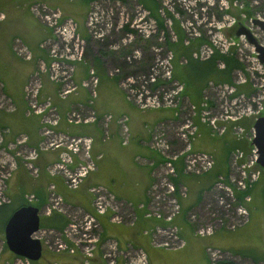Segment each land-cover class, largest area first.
Listing matches in <instances>:
<instances>
[{"label": "built area", "instance_id": "2783aa9c", "mask_svg": "<svg viewBox=\"0 0 264 264\" xmlns=\"http://www.w3.org/2000/svg\"><path fill=\"white\" fill-rule=\"evenodd\" d=\"M236 0H216L217 5L215 9L221 15V20L214 22L208 21L209 26L215 30L220 27L230 26L236 23L232 14H229L228 9L230 6H239ZM213 4H209L212 6ZM240 7V6H239ZM214 9V7H213ZM214 9V10H215ZM29 14L35 18L42 26L49 29L51 35L58 38L60 41L66 44L70 41H74V45L71 47V53L64 54L63 58L58 59L54 57L53 50H49L52 59L49 61H40L38 68L32 72L26 84L22 86L23 101L26 103L25 114L38 115V126L39 131L38 142L34 146L29 148L26 146V137L23 134H19L14 139L13 143L6 145V149H12L14 151L13 157H9L6 160V171L5 175L0 173L2 177H6L9 171L16 168L17 161L25 168L27 174L32 177L37 176V166L34 161L41 152L56 151L54 160L48 163L44 172L49 176L59 177L61 183L67 189H75L79 187L80 182L88 174L91 173L96 167V161L100 157V153L91 155L90 143L92 138L86 135H70L63 133L56 129L58 119H60L59 113L56 112L55 106L49 101L48 97H39L41 88V77L40 74L44 75L50 84L55 87V96L59 100H63L68 95L77 94L78 87L84 88L87 94V101L85 105H77L75 108L72 107L65 112L64 122L67 124H87L96 122L99 124V131L101 140L105 141L108 139V122L111 120L118 126V133L120 135V144H126L129 139L128 124L126 122V116L120 115L114 117L110 114H101L100 116L91 109L95 94H96V82L97 77L93 74L92 69L86 70V78L80 82L75 83L73 80L74 65L72 62L80 58L81 44L77 34L74 33V20L69 16L62 17L58 12V8L46 5L43 1L31 2L28 6ZM239 16V15H238ZM244 18V14L241 13V18ZM254 17V18H253ZM252 19L260 20L264 22V16H251L246 20L252 26ZM168 21V18H167ZM257 30L264 33L256 26ZM246 30V29H245ZM210 31L209 29L207 30ZM171 33L172 36H174ZM182 44H187L188 39L184 32ZM189 34V33H188ZM175 37V36H174ZM235 42L226 41L217 31H213L210 36V40L207 43L203 42L198 44L190 54L189 57L197 60L207 59L209 55L215 51L219 53H226L229 49L233 48V55L242 63L241 69H236L232 72V77L229 83L213 84L211 82L207 85V90H203L202 101L198 104L200 114H198V121L207 125L208 131L213 135L223 134L227 122L235 123L241 117L252 116L255 118L259 115V112L264 107V62L258 60L254 53L253 45H251L246 38V35L239 33L236 36ZM52 41V40H51ZM12 53L18 57L24 59L30 58V53L26 50L21 42L16 39L12 40ZM241 43V44H239ZM50 40L43 39L39 44L41 48L48 47ZM248 44V45H247ZM256 44L264 47V38L258 41ZM79 45V47H78ZM248 47V52L242 54V48ZM67 51V50H66ZM171 54V53H170ZM170 54L167 55V60L170 58ZM184 61V60H183ZM221 63L217 64V67H221ZM170 73V75L168 74ZM168 79H171V72L166 70L165 73ZM147 79H152L149 75ZM154 78L151 80L153 81ZM173 80V79H172ZM147 81V80H146ZM171 81V80H170ZM175 83V84H174ZM174 89L167 93H161L160 98L156 94L147 95L145 91H137L135 96L130 95L132 98L133 106L138 109H155V108H172L174 109L173 116L176 118L178 115L179 108L176 107L177 98L176 93L182 90V84L174 82ZM249 84V94L236 91L237 86ZM206 92L211 94H218V102L213 105L215 113L212 114L210 110L212 107H208L207 100L208 96ZM129 94L132 93L128 92ZM207 93V94H208ZM204 97V99H203ZM127 101L129 98L125 96ZM215 102V103H216ZM189 105V106H188ZM188 109L184 119L182 118V124L177 128L178 138L182 139L185 144V150L181 153L180 158L177 155L163 156V160H160L155 165L151 161L142 162L145 163L149 169L150 180L152 184L149 189L146 190L145 195L148 200L145 202L136 203L134 206L118 203L114 201L104 187L101 185H91L87 188V192L91 197L90 209L92 214L83 212L81 210H70L65 206L63 199L56 193V190L52 183L46 184L45 199L46 203L43 205L42 214L50 215L51 213H58L63 215L67 222L65 226L55 232L53 229H38L34 235L37 237L42 244V247L49 251L65 252L67 255L73 252H78L81 258L82 264H89L92 258V252L96 247H99V257L101 258V264H114L116 259L119 257L121 264H147L146 255L140 251V249L122 250L120 249L114 240L105 239V241L98 242L99 223L95 219V215H104L107 210L111 211L108 216V220L117 223L131 224L134 220L133 208H139L143 210L142 216L144 218L161 220L163 223H169L176 216L180 210L178 203L179 198L185 196V186L177 188L172 178H175L174 164L176 161L181 162L182 172L188 174L193 173L200 175L212 169L213 157L205 151H197L191 148L189 141L196 135V124L193 120L195 115V107L187 103ZM11 109V106H8ZM198 110V112H199ZM172 124V123H171ZM232 130H236L237 135L244 134L239 126H231ZM158 127L153 128L149 141V148L158 151L162 148L163 138H160ZM250 136L247 140L253 137V129L248 128ZM247 133V132H245ZM231 162H229V171L226 174V179H223L221 174L215 176L214 187L217 190L223 191L227 198V203L222 212V217H218L214 225H203L202 227L194 228V234L196 237H203L205 235L213 234L215 229L225 228L226 230H233L238 228L239 225L247 222L248 215L245 206L238 201L237 205H233L234 196L233 192H242L248 189L258 178L259 169H257L256 153L255 148L251 145L248 149L247 155L242 154L239 149H235L233 152ZM161 156V154H160ZM162 157V156H161ZM137 159V158H136ZM138 160V159H137ZM183 162V164H182ZM3 166L1 168H4ZM162 188V189H161ZM161 189L159 192L158 190ZM150 190V191H149ZM155 194V195H154ZM27 201L32 200V196L24 195ZM247 194L243 195L241 201L248 200ZM166 199V200H165ZM4 200V199H3ZM165 200V201H164ZM8 201V200H7ZM5 201V202H7ZM153 208L149 207V204H153ZM163 201V202H162ZM3 201V203H5ZM164 205H162V203ZM1 204V203H0ZM118 206L123 208L127 207L130 209L129 213L121 214ZM193 213V212H191ZM188 214V221L192 223L194 221V214ZM124 215V217H122ZM143 233L149 235V243L152 246L163 247L164 249H179L183 245L182 240L178 237L177 230L174 226L166 225L165 227L160 225H154L152 228L144 230ZM213 247L206 246L203 248L204 253L207 256V264H229L227 261L231 256L225 254L219 249H212ZM24 260V259H23ZM27 264V260H24Z\"/></svg>", "mask_w": 264, "mask_h": 264}, {"label": "crops", "instance_id": "0c3cea01", "mask_svg": "<svg viewBox=\"0 0 264 264\" xmlns=\"http://www.w3.org/2000/svg\"><path fill=\"white\" fill-rule=\"evenodd\" d=\"M30 1L0 0V66L3 65L6 68L8 72L6 73L7 78L13 81V85L18 90L17 95L6 91L7 94H5L4 98L12 104H9L11 109L0 112L2 114H0V128L2 131L6 130L3 132V140L7 141V143L12 142L17 135L23 134L27 139L26 146L28 148L38 142L39 117L35 114H25L26 103L23 101L21 88L24 83L26 84L31 72L35 70L36 65L34 63L36 62L37 64L38 61L46 59L44 49L39 44L49 34L47 28L38 24L35 18L28 13ZM43 2L46 5L60 8L61 12L71 16V18L73 17L76 21L83 20L84 22L85 20L84 14L87 7L82 0H76L75 2L74 0H43ZM12 39H16L23 44L28 53H30L29 59L24 61V59L12 53ZM177 55L174 54L172 62L175 60L173 62L174 66L180 67L179 65H182L178 59L180 56ZM74 64L75 70L72 76L74 82L78 83L86 78V68L93 64L87 59ZM39 77L42 80L39 97H48L60 116L56 129L64 134L90 136L92 138L90 143L91 155L100 153V157L96 161L95 169L82 179L79 187L75 189H66L59 177H52L44 172L43 168L54 160L56 151L41 152L36 157L34 161L38 168L36 177L29 176L21 163L17 161L16 169L11 170V178L6 185V196L9 200V203H7L9 205L8 208H19V205L23 206L21 203L27 202L39 211L40 222H38L41 223L39 228L53 229L57 232L65 225L62 215L54 212L50 215H43L41 211L46 203V184L49 182L52 183L56 193L63 199L67 208H76L90 214L93 211L90 209L91 197L87 192V188L91 187V185H101L114 197L115 201L130 207L145 201L146 195L144 193L150 182L148 166L142 162H158L160 159L147 146L150 140V130L158 123L173 122L172 110L168 108L149 111L136 110L122 97L121 92L112 80L100 77L99 81L96 82V94L90 106L91 109L99 116L101 114H110L112 119L122 114L123 116L126 115L129 134L126 144H120L119 128L116 123L110 120L107 130L109 137L107 140L102 141L99 124L96 122L88 123V125H75L64 122L65 112L69 108L76 107V105H85L88 94L86 90L78 87L79 89L75 96L68 95L61 101L55 97L54 86L49 83L46 77L42 74ZM10 84L12 85V82ZM201 87L196 84L194 91L187 90V95L190 96L192 104L195 106L200 102L202 96L203 90ZM236 90L244 94H249L250 91L246 84L237 86ZM194 122L198 135L197 139L192 143L193 148L197 151L204 150L209 155H213L215 159L214 170L216 172L223 171V154L229 149V144L225 143L227 140L224 137L226 136L223 139L221 137L214 138L208 131L206 124L198 120ZM11 131L17 132L16 135L10 134L11 136H8L7 133ZM174 169H176L177 173H182L178 164H175ZM212 174L214 173L212 172L202 177L194 175V177L188 179L183 175L176 177V181L184 185L188 193L187 199L183 197L178 200L180 212L173 216L171 220V225L175 226L178 237L183 242L179 249L166 250L163 247L152 246L149 243L150 237L143 231L152 228L154 225L165 227L168 224L154 218H144L142 216L143 210H139V208H134V220L129 225L126 223L115 224L108 220V216L111 214L110 210H107L104 215H95V219L99 223L98 242L112 239L122 250L130 252V250L140 249L146 255L147 264H207V256L203 250L206 246L213 247L212 249H219L225 254L232 256L233 263L264 264V172L250 186L248 200H238L247 209V222L233 230H226L225 228L215 229L213 234L211 233L201 238L194 235L191 223L185 216L186 210L196 199L197 193L209 185V181L206 179L210 178ZM26 194L32 196L30 203L23 198V195ZM129 211L130 209L125 207L124 212L129 213ZM0 230L2 234L3 226ZM40 247H42L41 243ZM99 252L100 249L96 247L94 252H92L89 264L102 263ZM13 256L11 252L6 251V253L0 255V260L2 259L4 262L7 261L9 263L12 261ZM37 259L40 260V263L33 261V264H82L78 252H73L70 255L64 252L55 254V252L49 251L44 247H42L41 254ZM121 263V260L118 259L114 264Z\"/></svg>", "mask_w": 264, "mask_h": 264}, {"label": "rangeland", "instance_id": "374dc122", "mask_svg": "<svg viewBox=\"0 0 264 264\" xmlns=\"http://www.w3.org/2000/svg\"><path fill=\"white\" fill-rule=\"evenodd\" d=\"M35 1L37 0H31L30 3L31 2L34 3ZM38 1H43V0H38ZM75 1L76 0H74V2ZM82 1L86 3V7H87L84 14L85 15L84 22L83 20L76 21L72 17L75 23L74 33L77 34L80 42H82L80 46L82 54L80 58H78V60H74L72 62V64L74 65V70H75L74 63L82 61L83 59L84 60L87 59L93 65L88 66V68L86 69L89 68L92 69L93 74L96 75L97 77V82L99 81L100 77L101 78L105 77V78H109V80H112L119 89V91L121 92L122 97L124 98L125 96H127L129 98V101H127L126 98L125 100L129 102L132 106H133V102L130 95L135 96L137 91L141 92L143 90L147 95L156 94L160 98V94L162 92L167 93L170 90L172 91V89H174L175 87L174 82L178 83L179 79H181L182 84L185 86V90H183L182 88V90L178 91L175 95L177 98L176 107L179 108V111L177 112L178 115H176L177 116L176 118L172 117L174 121L173 122L169 121L167 123L163 122L161 124L158 123L156 126L153 127V128L158 127L157 130L159 131V133H161V135L159 136L160 138H163L162 148L160 150L161 152L160 154L162 157L160 156L158 151H155L152 148L149 149L153 150L157 156L161 157V160H163L164 158L163 156L165 155L170 156L172 154L177 155V157L180 158V155H178V153H181L185 150V144L182 139L178 138L177 128L182 124L183 122L182 118L184 119L185 115L187 114L188 111V109L186 108L187 103L191 104L192 106H195L194 104H192L193 102L191 101L190 96L187 95V90H191V91L195 90V84L192 83V81L190 80L191 78L190 74H188L189 71H187L184 68L182 69L181 66L179 65L180 67H173V71H172L173 80L172 78L168 79L167 75L165 74L166 70L171 72L170 68L172 65V56H173L172 55L173 52L172 51L170 52L169 48L166 47L165 40L167 38H170L171 41L175 40L174 36H172L171 33H169L171 32L170 26L172 25L169 23V21H167V18L169 19V17H172L173 21H175V23L178 25L179 28L178 31L180 33H182V31L184 32V35H186V38L188 39V44L189 43L193 44L192 47L194 49L198 47V44H201L203 42L207 43V41L210 40V36L213 34V31H217L223 38L226 39V41L235 42V40H237V38L235 37V32L239 31L238 29L240 26L241 28L246 29V32H248L249 37L254 41V43H257L262 38H264V33L258 31L256 26L255 27L252 26L249 23V21L246 20L248 17L255 15L264 16V0H236L237 5H239L240 7L230 6L228 9L229 14L233 15V18L235 19L236 23H233L228 27L227 26L220 27L218 28V30H215L214 28L212 29L208 24V21L215 23L216 21L221 20L220 18L221 15L217 11L218 9L217 10L215 9V6L217 5L216 0H155L157 7L156 10L152 12V14H154L153 16L149 10L145 9V7L143 6L140 0H82ZM211 3L213 5L209 6V4ZM244 5L245 8L248 9L249 15L248 14L245 15L242 12V10H244ZM213 7L215 10L213 9ZM58 12L59 14H61L62 17L69 16L61 12L60 8H58ZM241 12L244 14V18L243 17L241 18ZM236 13L239 16L235 15ZM155 19L161 21L164 26L162 28H159L158 25L156 24ZM38 24L40 23L38 22ZM78 29L81 33H83L82 35L78 31ZM208 29L210 30L209 32L207 31ZM48 32H49L48 37L46 36L44 39L47 38V40H50V44L48 45V47L46 46L43 48L46 56V59L44 60L45 62L52 59L51 57L52 54L49 53L50 49L53 50L54 57L60 60L61 58H63L61 56H63L64 54L71 53V47L74 45V41L70 39V41L65 46L62 41L51 35L49 30ZM248 50H249L248 47H243L242 48L243 52L241 53L244 54L245 52H248ZM169 54H170V58L167 60V55ZM178 59L180 63H183V59H181L180 57ZM40 61L42 62V60ZM38 63L39 61L37 62V64L36 62L34 63L36 65L35 70H37L38 68ZM6 73H8L6 68L3 65H1L0 66V112L1 113L7 111L9 104H12L9 103L4 98L5 94H7L6 91L13 92L15 93V95H17V91H18L17 87L13 85V81L7 78ZM168 74L170 75V73ZM149 75L152 79L154 78L153 81H151L152 79L151 80L147 79ZM231 77L232 75L230 76V78ZM10 82H12V85L10 84ZM246 85L249 87L248 83H246ZM205 89L207 90V88ZM205 89L204 91H206ZM129 90L132 93L129 94L128 93ZM207 93L208 92H206V95L208 96L205 98V100H207L208 107H212V110L210 111L212 114H214L215 110L213 105L216 104L217 106L218 94L214 95L211 94L210 92L208 94ZM201 95L203 96V92L201 93ZM201 101L202 99H200V102ZM134 109L137 110L138 108L134 107ZM156 109L159 108L148 109V110L138 109V110L149 111ZM198 110L199 109L196 110L195 115L193 117L194 121L198 120L197 117L198 114H200V110L199 112ZM258 116L264 117V107L263 110L259 112ZM241 118L244 119V121L240 124L239 122H237L238 120L236 121V123L227 122V124L224 125L225 131L223 132L222 135L216 133L213 134L214 138L221 137V139H223L224 136L228 137V138L226 137L224 138L225 140H227L225 143L227 145L229 144V150H226L223 154L224 155L223 157L224 162L222 163L223 171L221 170L220 172H216L214 170L215 167L213 164L215 162V159L212 155L213 169L207 171V173L206 172L202 173L199 176L196 175L198 177H202L203 175H207L212 172L214 173L210 176V178L206 179L205 177V179L209 181V185L206 186L205 189L197 193L196 199L193 201L191 205H189L188 209L186 210V214H185L186 217H188V214L191 212H193L191 214H194L195 217L194 221H192L191 223L193 233H194V228L202 227L203 225H207V224L213 226L214 223H216L217 218L222 217L223 215L222 212L224 210L226 203L228 202L227 201L228 197H226L223 191L215 189L214 187V183L216 180L215 176L221 174L220 176H222L223 179L227 180L225 176L229 171L228 164L229 162H231V158L233 157L232 152L235 149H239L242 152V154L247 155L246 153L248 149L251 148V141L247 140V138L250 136L249 130L247 128L252 124L255 118H252V116H247L246 118L243 116ZM234 125L239 126L242 130H244V134L238 136L236 130L235 131L232 130L231 126ZM153 128L150 130V133L153 132ZM5 131L6 130L2 131L0 128V173H3V175H5L4 173L6 171V167H4L6 165L5 164L6 160L9 157H13L14 154V151L12 149H6L5 147L6 145L14 142L13 140L12 142L7 143V141L3 140V136H4L3 132ZM16 133L11 131L10 133L8 132L7 135L8 136H11L10 134L16 135ZM197 135L189 141L191 148H193L192 143L194 142L195 139H197ZM235 140L243 144L242 149L238 147H236L235 149L233 148L230 149V146L233 145ZM149 141L147 143V146L149 144ZM193 150L196 149L193 148ZM155 164L156 163L154 162V165ZM175 164H178L181 169L180 161H176ZM2 166L4 168H1ZM255 167H257V169H259L260 172L259 166H255ZM148 170H149L150 183L147 189H149L152 184V179L150 180L151 170L149 169V167ZM263 172L264 170H262L259 175H261V173ZM10 173L11 171L8 172L5 178L2 177L0 174L1 204L3 203V201L5 202L8 200L6 196V185L9 179L11 178ZM178 175H183L186 179H188L194 177L195 174L190 172L188 174L184 172L177 173L175 169V176L178 177ZM176 177L172 178L174 181L173 183L177 188H179L180 186H182V184H179V182L176 181ZM161 189H159L158 191L160 192ZM185 193L186 194L184 196L185 197L184 199H187L188 193L186 189H185ZM233 196H234V201L232 203L233 205H237L238 201H236L235 199L236 198L235 192H233ZM146 200L148 199L146 198ZM7 203H9V200L5 202V204ZM152 205L156 207L155 201H153V204H151L150 202L149 207L153 208ZM162 205H164V203H162ZM68 208L70 210H77L76 208H70V207ZM118 208L121 214H125L124 212L125 208H123L122 206H118ZM3 212L5 213V215L7 214V210H3ZM62 217L64 216L62 215ZM122 217H124V215H122ZM1 218L2 217L0 216V219ZM38 221L40 222V217L38 218ZM40 224L41 223H39V225ZM167 224L173 226V224L171 225V222ZM194 235L197 236L196 234ZM3 243H4L3 237L0 230V255H3L7 251ZM250 254L252 253L250 252ZM118 259L119 257L116 259L115 263L118 261ZM0 261H1L0 264H26L23 259H18L15 258L14 256L12 258V261L9 263H7V261L4 262V260L2 259ZM227 261H229L228 262L229 264H237L236 262L233 263L232 256ZM34 262L40 263V260L37 259Z\"/></svg>", "mask_w": 264, "mask_h": 264}, {"label": "trees", "instance_id": "16d2710c", "mask_svg": "<svg viewBox=\"0 0 264 264\" xmlns=\"http://www.w3.org/2000/svg\"><path fill=\"white\" fill-rule=\"evenodd\" d=\"M140 1L143 4V6L145 7V9L149 10L151 12V14H152V12H154L156 10L157 5H156L155 0H140ZM242 12L245 15H247L249 13L248 9L245 8V5H244V10H242ZM153 15L154 14H152V16ZM235 15H238V14L236 13ZM168 21L172 25V26H170V28H171L172 34L175 36L174 37L175 40L171 41L170 38H167L165 40V45H166L167 48H169L170 52L171 51L173 52V54H172L173 56H174V54H176V55L180 54L181 55L180 57L184 61H183V63L179 62L180 64H182L180 66L182 67V69L184 68L187 71H189L188 74H190V77H191L190 80L192 81V83H194L195 85L198 84L199 86H202L201 87L202 90H204L207 87L209 82H211L213 84H219V85H221V83H229L230 84L231 83L230 82V76L232 75V72L234 70H236V69H241L242 68V63L233 55L234 49L231 48L226 53H223V54L222 53L218 54V52L215 51L214 53L209 55L207 57V59H204V60L195 59L194 60V59L189 57V54L193 50H195L192 47L193 44H191V43H189V44L187 43L185 45L182 44L183 35L178 31L179 30L178 25L175 23V21H173L172 17H169ZM156 24L158 25L159 28H162L164 26L162 24V22L159 21L158 19L156 20ZM177 56H179V55H177ZM177 56H175V57H177ZM220 63L222 65L218 69L217 64H220ZM173 67H178V66L177 65L174 66V63L172 62V65H171V68H170L171 72L173 71ZM171 78L173 79V72L171 74ZM178 83L182 84V81L179 80ZM182 88H183V90H185V86L183 84H182ZM200 99H202V97ZM198 104H199V102L197 103L196 107L193 106V107L196 108V110L199 108ZM168 109H170V108H168ZM173 112H174V109L172 110V116H173ZM243 121H244V119L241 118L237 122H239V124H240ZM236 147L242 149L243 148V144L241 142H238V141L235 140L233 145L230 146V149H232V148L235 149ZM201 151H204V150H201ZM159 158H160L159 159V161H160L161 157H159ZM155 163H157V162H155ZM259 168H260V172L262 170H264L263 167H259ZM172 181H173V179H172ZM250 186H249V188H250ZM249 188L245 189V191H242V192H239V191L235 192L236 201H238L239 199L241 200L242 196L245 195V194H247V196H248ZM27 204H28L27 202L21 203V205H27ZM8 206L9 205H7L5 203L0 204V216L2 217L0 219V229L2 228V226H4L3 225L4 221L7 219V217L9 216V214L11 213V211L13 209V208H10V207L8 208ZM3 210H7V214L6 215L3 212ZM64 222H65V224L67 223L65 221V219H64ZM58 253H60V252H58ZM29 263L33 264L31 261Z\"/></svg>", "mask_w": 264, "mask_h": 264}, {"label": "water", "instance_id": "95a60500", "mask_svg": "<svg viewBox=\"0 0 264 264\" xmlns=\"http://www.w3.org/2000/svg\"><path fill=\"white\" fill-rule=\"evenodd\" d=\"M253 25L264 31V22L252 19ZM235 32V37L239 33H244L248 42L253 45L254 53L258 60L264 62V47L254 43L249 37L248 32L241 26ZM253 129V137H251V145L255 148L256 161L259 167L264 168V117H256L251 125ZM39 211L32 205H23L11 211L9 217L3 223V244L8 252L18 258H24L31 262L35 261L41 254L40 240L35 237L34 233L39 229L38 223Z\"/></svg>", "mask_w": 264, "mask_h": 264}, {"label": "bare ground", "instance_id": "6f19581e", "mask_svg": "<svg viewBox=\"0 0 264 264\" xmlns=\"http://www.w3.org/2000/svg\"><path fill=\"white\" fill-rule=\"evenodd\" d=\"M256 118V117H255ZM257 118H258V116H257Z\"/></svg>", "mask_w": 264, "mask_h": 264}]
</instances>
